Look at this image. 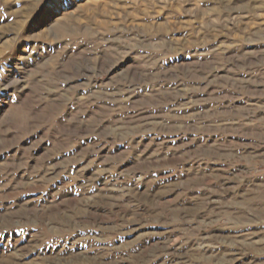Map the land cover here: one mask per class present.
I'll list each match as a JSON object with an SVG mask.
<instances>
[{
    "label": "rangeland",
    "instance_id": "1",
    "mask_svg": "<svg viewBox=\"0 0 264 264\" xmlns=\"http://www.w3.org/2000/svg\"><path fill=\"white\" fill-rule=\"evenodd\" d=\"M0 264H264V0H0Z\"/></svg>",
    "mask_w": 264,
    "mask_h": 264
}]
</instances>
